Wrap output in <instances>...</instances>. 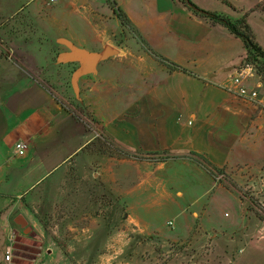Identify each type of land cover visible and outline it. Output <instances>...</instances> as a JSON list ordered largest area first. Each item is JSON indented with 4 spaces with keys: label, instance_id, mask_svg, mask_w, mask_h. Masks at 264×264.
<instances>
[{
    "label": "crops",
    "instance_id": "obj_1",
    "mask_svg": "<svg viewBox=\"0 0 264 264\" xmlns=\"http://www.w3.org/2000/svg\"><path fill=\"white\" fill-rule=\"evenodd\" d=\"M98 1L59 0L87 23L86 36H74L79 47L119 50L80 78L84 114L71 112L47 84L27 74L0 79V223L8 224L21 205L40 226L55 219L87 224L74 236L88 230L103 242L102 256L115 255L114 242L129 243L133 233L188 242L181 253L194 251L191 242L210 239L193 234L192 219L234 189L218 182L216 170L234 182L252 167L264 170V110L226 90L246 51L225 27L195 17L179 0H154L158 9L177 7L171 24L160 27L137 19L126 0ZM115 9L152 47L176 51L166 59L173 64L170 84L162 85L161 62L117 43L108 23ZM232 12L235 19L243 15ZM170 32L173 41L166 38ZM235 43L240 51L233 53ZM252 74L243 83L262 87L263 79ZM19 140L28 146L21 157L15 153Z\"/></svg>",
    "mask_w": 264,
    "mask_h": 264
},
{
    "label": "rangeland",
    "instance_id": "obj_2",
    "mask_svg": "<svg viewBox=\"0 0 264 264\" xmlns=\"http://www.w3.org/2000/svg\"><path fill=\"white\" fill-rule=\"evenodd\" d=\"M191 1L203 10L225 14L233 20L235 18L228 15V12L233 15V10L240 13L242 11L241 18L248 13V23L258 43L264 48V0ZM47 2L48 0H0V79L12 80L21 74H27L37 82L47 84L71 112L81 115L85 111L79 102L80 95L76 94L72 83L73 73L81 64L79 61L62 60L61 55L70 51L65 42L79 47L74 36H86L87 23L71 14L64 2L58 1L51 6ZM98 2L106 4L107 0ZM126 2L129 9L136 13L137 19L152 21L155 27L169 26L173 21V14L177 13V7L172 8L173 11L166 6L162 9L155 8L154 0ZM251 10L254 12L251 13ZM201 20L210 23L205 19ZM91 23L94 21L91 20ZM108 23L117 30V43L127 46L140 57H150L157 64L161 62L165 67L161 77L162 85L170 84L173 64L170 65L171 62L166 59L176 58V51L172 52L169 47H152L146 39H142L135 26L123 24L117 16L111 17ZM182 23L190 24L186 17ZM222 34L217 32L215 35L222 39ZM175 36L170 32L166 38L173 41ZM241 43L244 48V43ZM81 49L89 52L92 50ZM102 50L103 48L98 51ZM232 50L233 53L240 51L237 43ZM216 69L217 73H223L219 72V66ZM227 71L224 70L225 75L228 74ZM257 92L264 98V83L257 88ZM117 151L115 150L119 155L122 153ZM223 173V170H216L215 178H219V183L233 186L234 189L219 196L215 202L211 200L204 215L197 221L192 219L196 222L193 234L196 237L207 235L210 239L201 243L191 242L190 248L194 251L188 249L181 253L188 242L171 244L163 241L160 235L133 233L129 243L114 242L115 255L102 256L100 245L103 242L91 239L88 230L82 232V237L74 236L75 232L80 233L81 227H89L87 224H74L72 219L71 223L59 224V220L55 219L54 223L40 226L30 215L27 218L26 211L18 205L15 216L8 224L0 223V264H264V222L258 217V214L264 216V207L260 203L264 201V170L252 167L243 171L239 177H234L236 182L232 176ZM72 177L73 181H78V174H72ZM19 214L27 219L32 231L25 232L14 222ZM167 230L171 232V227L168 226ZM8 245L12 246L11 252L6 251Z\"/></svg>",
    "mask_w": 264,
    "mask_h": 264
},
{
    "label": "trees",
    "instance_id": "obj_3",
    "mask_svg": "<svg viewBox=\"0 0 264 264\" xmlns=\"http://www.w3.org/2000/svg\"><path fill=\"white\" fill-rule=\"evenodd\" d=\"M189 11L197 17L210 21L212 24H218L225 27L233 36L244 43L246 55L243 58L241 67L251 65L256 73L264 81V48L258 43L255 33L248 23L249 14L246 13L242 18L231 19L225 14H219L203 10L192 3L191 0H179ZM251 13L254 10L250 11ZM115 15L125 25H133L128 16L120 10L115 9ZM260 220L264 222V216L258 214Z\"/></svg>",
    "mask_w": 264,
    "mask_h": 264
},
{
    "label": "water",
    "instance_id": "obj_4",
    "mask_svg": "<svg viewBox=\"0 0 264 264\" xmlns=\"http://www.w3.org/2000/svg\"><path fill=\"white\" fill-rule=\"evenodd\" d=\"M65 45L70 50L69 52H64L61 55V59L65 61H79L81 66L73 73L72 83L76 94H79L78 80L84 75L93 73L96 71L97 65L118 54V51L111 47L105 46L102 51L99 52H89L87 50L76 47L72 43L65 42ZM14 222L21 228L28 226L27 219L19 214L14 218ZM31 226L27 227L25 232L32 231Z\"/></svg>",
    "mask_w": 264,
    "mask_h": 264
},
{
    "label": "built area",
    "instance_id": "obj_5",
    "mask_svg": "<svg viewBox=\"0 0 264 264\" xmlns=\"http://www.w3.org/2000/svg\"><path fill=\"white\" fill-rule=\"evenodd\" d=\"M59 0H48L47 5L51 6L57 3ZM253 66L247 65L244 67H240L235 76L232 77L230 85L226 87V90L229 94L234 97L236 100L241 102L244 105L251 106L255 109H263L264 110V100L263 97H260L257 92V88L251 89L244 85L243 81L245 78L251 77L253 74ZM27 143L25 141L19 140L15 144V153L17 156H24L27 151ZM171 225V223H170ZM7 252L12 251V246L8 245L6 247Z\"/></svg>",
    "mask_w": 264,
    "mask_h": 264
},
{
    "label": "flooded vegetation",
    "instance_id": "obj_6",
    "mask_svg": "<svg viewBox=\"0 0 264 264\" xmlns=\"http://www.w3.org/2000/svg\"><path fill=\"white\" fill-rule=\"evenodd\" d=\"M27 227H29V224H28V226H27ZM27 227H25V228H22V230H24V231H25Z\"/></svg>",
    "mask_w": 264,
    "mask_h": 264
}]
</instances>
